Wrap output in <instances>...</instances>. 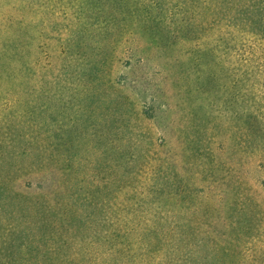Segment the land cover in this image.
Wrapping results in <instances>:
<instances>
[{
	"label": "rangeland",
	"instance_id": "1",
	"mask_svg": "<svg viewBox=\"0 0 264 264\" xmlns=\"http://www.w3.org/2000/svg\"><path fill=\"white\" fill-rule=\"evenodd\" d=\"M3 179L44 205L7 208L0 253L117 223L172 264H264V0H0Z\"/></svg>",
	"mask_w": 264,
	"mask_h": 264
},
{
	"label": "trees",
	"instance_id": "2",
	"mask_svg": "<svg viewBox=\"0 0 264 264\" xmlns=\"http://www.w3.org/2000/svg\"><path fill=\"white\" fill-rule=\"evenodd\" d=\"M17 182L19 178L15 179ZM28 182V181H27ZM28 184V185H27ZM4 179L0 181V216L5 218L13 217V213H5L7 208L21 209L19 216L25 217L27 225L31 223V220L37 219L38 214L43 209V201L41 198L36 197L32 199L27 196L26 192L15 193L7 192V188H4ZM26 188H42V184L36 183V185L30 182L25 183ZM8 203H10L8 205ZM12 212V211H11ZM16 217V216H15ZM44 226V225H43ZM85 231V225L80 226ZM24 229L23 231H17L15 228L11 235L17 233V238L24 236L21 240L31 241L33 238H37V234L43 233V230ZM107 231L102 235L101 231L98 237L85 239L81 237L78 239L76 253H22L21 249L19 253H4L7 250H1L0 264H172L171 253H154V245L151 243L157 239V232L149 229L148 226H134V225H119L117 223L109 224ZM158 229V228H157ZM168 226H165V232L157 230L161 234H169L167 230ZM136 230L148 233V237L141 236L139 239H133L130 237L131 233ZM32 238V239H30ZM152 240V241H151ZM82 252V253H80Z\"/></svg>",
	"mask_w": 264,
	"mask_h": 264
}]
</instances>
